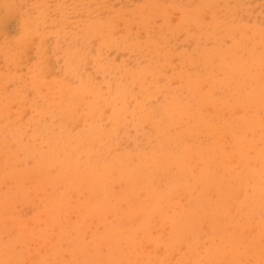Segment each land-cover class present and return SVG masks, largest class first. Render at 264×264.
Here are the masks:
<instances>
[{
	"label": "rangeland",
	"instance_id": "1",
	"mask_svg": "<svg viewBox=\"0 0 264 264\" xmlns=\"http://www.w3.org/2000/svg\"><path fill=\"white\" fill-rule=\"evenodd\" d=\"M263 76L264 0H0V264H264Z\"/></svg>",
	"mask_w": 264,
	"mask_h": 264
},
{
	"label": "bare ground",
	"instance_id": "2",
	"mask_svg": "<svg viewBox=\"0 0 264 264\" xmlns=\"http://www.w3.org/2000/svg\"><path fill=\"white\" fill-rule=\"evenodd\" d=\"M235 60H236V59H235ZM254 60H256V59H254ZM231 63H232V62H231ZM257 68H258V67H257ZM255 69H256V68H255ZM258 69H259V68H258ZM256 71H257V70H256ZM253 72H254V71H253ZM259 72H260V70H259ZM258 74H259V73H258ZM261 74H262V73H261ZM261 74H260V75H261ZM261 76H262V75H261ZM258 77H259V76H258ZM263 77H264V76H263ZM259 78H260V77H259ZM259 78H258V79H259ZM261 78H262V77H261ZM208 79H209V78H208ZM263 79H264V78H263ZM263 79H261V80H263ZM202 80H203V79H202ZM202 80H201V81H202ZM207 81H208V80H207ZM199 82H200V80H199ZM252 82H253V81H252ZM263 82H264V80H263ZM263 82H262V83H263ZM205 85H206V84H205ZM203 87H204V86H203ZM259 87H261V86H259ZM261 88H262V87H261ZM262 89H263V88H262ZM198 90H200V89H198ZM261 92H262V91H261ZM234 95H235V94H234ZM243 105H244V104H243ZM241 106H242V105H241ZM244 106H245V105H244ZM197 108H198V107H197ZM209 108H210V107H209ZM237 108H238V107H237ZM256 109H257V108H256ZM259 109H260V108H259ZM143 110H144V109H143ZM204 110H205V109H204ZM231 110H232V109H231ZM242 110H245V109H242ZM250 111L253 112L254 110H250ZM260 111H261V110H260ZM140 112H141V111H140ZM152 112H153V111H152ZM196 112H197V111H196ZM246 112H247V110H246ZM246 112H245V114H246ZM217 113H218V112H217ZM260 114H261V113H260ZM143 115H144V114H142L141 116H143ZM247 115H248V113H247ZM247 115H245V117H246ZM256 115L258 116L257 113H256ZM141 116H140L139 119L142 118ZM199 116H200V115H199ZM248 116H249V115H248ZM257 116H256V119H257ZM240 117H241V116H240ZM240 117H239L238 120H240ZM249 117H251V116H249ZM259 117H261V116L259 115L258 118H259ZM199 118L201 119V116H200ZM206 118H207V117H205V120L202 118V119L205 121L204 123H206V124H203L202 121H201V124H203L204 127H205V125H206V129L208 128L207 126H210V125H211V126H212V125L214 126V125H215L214 122L211 123L212 121H210L211 124H210L209 122H207V121L210 120L211 118H210V119L208 118V120H206ZM237 118H238V117H237ZM242 118H243V116H242ZM189 119H190V118H189ZM202 119H201V120H202ZM220 119H221V118H220ZM254 119H255V117H254ZM259 119H260V118H259ZM114 120H115V119H114ZM119 120H120V119H119ZM147 120H148V119H147ZM147 120H146V121H147ZM221 120H223V119H221ZM221 120H220V121H221ZM243 120H244V118H243ZM220 121H219V122H220ZM223 121H225V124H226L227 120H223ZM240 121H241V120H240ZM255 121H256V120H255ZM255 121H253L254 123L252 122V124L256 125V124H255ZM262 121H263V118H262V120L260 119L259 122L262 123ZM148 122H149V121H148ZM116 123H117V122H116ZM152 123H153V121H152ZM207 123H209V125H207ZM222 123H223V122L221 121V123H220V124L218 123V125H223ZM230 123H231V122H230ZM155 124H156V123H155ZM228 124H229V123H228ZM239 124H240V122H239ZM244 124H245V123H244ZM247 124H249V123H247ZM252 124L248 125V126H249L248 129H250V126H251ZM183 125H184V124H183ZM216 125H217V124H216ZM216 125L214 126V129L217 128ZM230 125H231V124H229V126H230ZM258 125H259V124H258ZM258 125H257V126H258ZM262 125H263V124H262ZM262 125H261V127H262ZM201 126H202V125H201ZM257 126H255L256 129H257ZM263 126H264V125H263ZM230 127H232V126H230ZM252 127H253V126H252ZM159 128H161V127H159ZM200 128H201V127H200ZM202 128H203V127H202ZM212 128H213V127H212ZM224 128H225V126H224ZM228 128H229V127H228ZM233 128H234V127H233ZM236 128H237V127H236ZM206 129H205V130H206ZM220 129H221V127H220ZM220 129H219V131H220ZM225 129H226V128H225ZM225 129H224V130H225ZM256 129H255V132H256ZM263 129H264V127H263ZM177 130H178V129H177ZM211 130H212V129H211ZM235 130H236V129H235ZM243 130H244V128H243ZM259 130H260V129H259ZM249 131H250V130H249ZM251 131H252V130H251ZM261 131L263 132V130H261ZM261 131H260V132H261ZM206 132L208 133V129H207ZM209 132H210V130H209ZM212 132H213V131H212ZM216 132L219 133L217 129H216ZM220 132H221V131H220ZM235 132H236V131H235ZM252 132H253V131H252ZM255 132H253V133H255ZM260 132H259V133H260ZM213 133H214V132H213ZM222 133H223V132H221V134H222ZM228 133H229V132H228ZM208 134H210V133H208ZM223 134H224V133H223ZM229 134H230V133H229ZM232 134H233V132H232ZM232 134H230V135H232ZM241 134H242V136H243V131L241 132ZM248 134H249V132H248ZM261 134H262V133H260V137L263 135L262 138H264V134H262V135H261ZM233 135H234V134H233ZM233 135H232V136H233ZM238 135H239V132H238ZM255 135H256V134H255ZM255 135H254V136H255ZM150 136H151V135H150ZM213 136L215 137L214 134H213ZM220 136L222 137V135H220ZM225 136L227 137L228 134L226 135V133H225L223 137L225 138ZM232 136H231V139H232ZM216 137H217V142L220 143V142H221V141H220L221 139L219 140V139H218V136H216ZM244 137H245V136H244ZM244 137H243V139H242L243 141H244V139H245ZM256 137H257V136H256ZM256 137H254V138H256ZM224 138L222 139V140H223V141H222L223 144L226 143V138H225V141H224ZM236 138H237V137H236ZM262 138H261V139H262ZM247 139H248V141L251 140L250 138H247ZM257 139H258V138H257ZM259 139H260V138H259ZM259 139H258V141H259ZM209 140H210V139H209ZM218 140H219V141H218ZM238 141H239V139H238ZM248 141H247V142H248ZM251 141H252V140H251ZM258 141L256 140V143H257ZM208 142H210V141H208ZM224 142H225V143H224ZM239 142H240V141H239ZM213 143H214V142H213ZM229 143H231V145H230L229 148H231V146L233 147V145H232L233 142H229ZM229 143H226L227 146L229 145ZM242 143H243V142H242ZM260 143H261V141H260ZM214 144H215V143H214ZM220 144H221V143H220ZM223 144L220 145V148H221V146L224 147ZM243 144L246 145L247 143H246V144L243 143ZM243 144H241V145L243 146ZM237 145H238V147H240L239 144H237ZM254 145H255V144H254ZM260 145H262V144H259V146H260ZM203 146H204V145H203ZM203 146H202V144H201V148H202ZM211 146H212V145H211ZM225 146H226V145H225ZM235 146H236V145H235ZM248 146H249V145H248ZM248 146H247V148H249ZM257 146H258V145H257ZM257 146H256V147H257ZM136 147H137V146H136ZM197 147H199V145H198ZM209 147H210V146H209ZM199 148H200V147H199ZM212 148H214V146H213ZM218 148H219V147H218ZM220 148H219V149H220ZM233 148H234V147H233ZM250 148H251V147H250ZM207 149H208V147H207ZM207 149H205V150H207ZM219 149H216L215 151H217V150L219 151ZM222 149L225 150L224 148H221L220 150H222ZM242 149H243V148H242ZM245 149H246V148H245ZM135 150H136V149H135ZM198 150L200 151V153H198L197 150H196V152H197V156H195V158H196V157L199 158L198 154L201 155L203 152L205 153V151H202V153H201V150H200V149H198ZM203 150H204V148H203ZM223 150H222L221 153H226V150H225L224 152H223ZM227 150H229V149H227ZM259 150H261L262 153H261V151H259ZM193 151H194V150H193ZM231 151H232V150L230 149L229 153H227V156H228V154L230 155ZM242 151H244V150H242ZM257 151H258V153H261V154H258V155H263V151H264V150H262V147H261V149L258 148ZM188 152H189V151H188ZM188 152H186V156H187V155L189 156V154H192V155H193L192 149H191V151H190L189 154H188ZM191 152H192V153H191ZM196 152L194 151V154H195ZM209 152H211V151H209ZM232 152H234V151H232ZM246 152H247V151H246ZM211 153H214V152H211ZM221 153H219V154H221ZM234 153H235V152H234ZM236 154H237V153H236ZM238 154H239V153H238ZM238 154H237V155H238ZM243 154H246V153L243 152V153H241L240 156L242 157ZM192 155H191V156H192ZM214 155H216L215 157L220 158V157L217 155V152H216V154H214ZM214 155H213L212 157H214ZM221 155H222V154H221ZM224 155H225V154H223V156H224ZM232 155H233V153L231 154V156H232ZM251 155H252V153H251ZM225 156H226V155H225ZM225 156H224V157H225ZM238 156H239V155H238ZM240 156H239V157H240ZM159 157H160V156H159ZM189 157H190V156H189ZM229 157H230V156H229ZM229 157H228V159L226 158L227 160H229V161L227 162L228 164L224 162L225 160L223 161V162H224V167L226 168V170H227V168L229 167V166L227 167V165H229L230 163H231V165H232V162H230V158H229ZM243 157H244V156H243ZM243 157H242V159H243V161H244L245 159H244ZM245 157H247V155H245ZM248 157H249V159H251V161L255 159V156H253V157L248 156ZM260 157H262V156H260ZM186 158H188V157H186ZM193 158H194V155H193ZM193 158H192V159H193ZM208 158H209V157H208ZM218 158H216V160H217ZM233 158L236 159L237 156H236V157L234 156ZM153 159H155V158H153ZM160 159H161V158H160ZM184 159H185V158H183V160H184ZM190 159H191V158H190ZM261 159H262V158H261ZM261 159H259V160L261 161ZM198 160H199V162H200V160H201V162H200L201 164L203 163V160H202V159L199 158ZM209 160H212V161H213V159H211V158H209ZM220 160H221V159H220ZM232 160H234V159L231 158V161H232ZM236 160H237V159H236ZM236 160L233 161V162L236 163ZM247 160H248V158H247ZM255 160H256V159H255ZM259 160H258V158H257V161H259ZM263 160H264V159H263ZM263 160H262V161H263ZM191 161H192V162L194 161V163H198V162H195L196 159L191 160ZM237 161H238V160H237ZM249 161H250V160H249ZM207 162H208V161H207ZM209 162H210V164H211V161H209ZM213 162H215V160H214ZM229 162H230V163H229ZM254 162H255V161H254ZM263 162H264V161H263ZM263 162H262V163H263ZM194 163L192 164V163L190 162V164L193 165V167L195 166ZM217 163H218V162H217ZM249 163H250V162H249ZM175 164H176V162H175ZM218 164H219V163H218ZM220 164H221V162H220ZM220 164L218 165L219 167H220ZM242 164L244 165L243 162H242ZM250 164H251V163H250ZM202 165H203V164H202ZM225 165H226V166H225ZM231 165H230V166H231ZM256 165H257V164H256ZM196 166L199 167V165H197V164H196ZM203 166H205V164H204ZM212 166H215V167H216L217 165H216V163H215V165L212 164L211 167H212ZM218 166H217V167H218ZM221 166H222V164H221ZM235 166H236V165H235ZM239 166H241V165H239ZM250 166H251V165H250ZM254 166H255V165H254ZM260 166H261V162H260ZM260 166H258V167L261 168L263 165H262L261 167H260ZM198 167H197V168H198ZM232 167H233V166H232ZM237 167H238V166H237ZM237 167H236V168H237ZM255 167H256V166H255ZM258 167H257V168H258ZM197 168H196V169H197ZM221 168H223V166H222ZM221 168H220V169H221ZM229 168H230V167H229ZM229 168H228V169H229ZM241 168H242V167H241ZM244 168H245V167L243 166L242 170H243ZM247 168H251V167H249V164H248ZM252 168H253V167H252ZM252 168L249 169L248 171H250V170L253 171ZM257 168H256V169H257ZM259 168H258V169H259ZM191 169H192V168H191ZM194 169H195V167H194ZM196 169H195V170H196ZM216 169H217V168H216ZM258 169H257V170H258ZM262 169H263V168H262ZM218 170H219V169H218ZM231 170H232V168H230V171H231ZM242 170H240V171L242 172ZM263 170H264V169H263ZM193 171H194V170H193ZM203 171H204V170H203ZM222 171L224 172V169L221 170V172H222ZM227 171H228V170H227ZM230 171H228V172L231 173ZM236 171H237V170H236ZM248 171H247V172H248ZM159 172H160V170H159ZM217 172H218V171H217ZM223 172H222V173H223ZM225 172H226V171H225ZM234 172H235V169H234ZM250 172H251V171H250ZM258 172H259V171H258ZM245 173H246V172H245ZM251 173H255V171H254V172H251ZM263 173H264V172H263ZM195 174H196V173H195ZM203 174H204V173H203ZM213 174H215V173H213ZM223 174H224V173H223ZM227 174H228V173H226V175H227ZM234 174H235V173H234ZM239 174H240V172H239ZM248 174H249V176L251 175L250 173H248ZM256 174H258L257 171H256V173H255V175H254L257 179H258L259 175H260V177H261V175H262V174H258V175H256ZM204 175H205V174H204ZM240 175L244 177L245 174L243 175V173H241ZM240 175H238V177H240ZM215 176H216V174H215ZM215 176H214V177H215ZM246 176H247V174H246ZM249 176H247V177H249ZM254 176H253V177H254ZM263 176H264V175H263ZM263 176H262V177H263ZM206 177H207V175H206ZM206 177H205V178H206ZM221 177H222V176H221ZM230 177H231V175H230ZM234 177H235V176H234ZM219 178H220V177H219ZM223 178L226 180V178H228V177H226V178H225V177H222V179H223ZM241 178H242V177H241ZM263 178H264V177H263ZM216 179H217V178H216ZM222 179H220V182L222 181ZM224 179H223V180H224ZM231 179H232V178H231ZM238 179H239V178H238ZM249 179L251 180V178H249ZM225 180H224V182H225ZM229 180H230V179H229ZM232 180H233V179H232ZM236 180H237V178H236ZM241 181H242V180H241ZM244 181H249V180H248V178H246V180L244 179ZM236 182H237V181H236ZM251 182H252V181H251ZM253 182H254V181H253ZM200 183H201V182H200ZM232 184H233V183H232ZM236 184H237V183H236ZM244 184H246V183H244ZM244 184H243V185H244ZM247 184L250 185L249 182H248ZM247 184H246V185H247ZM241 185H242V184H241ZM241 185H240V186H241ZM246 185H245V186H246ZM199 186H200V184L198 185V188H199ZM251 186H252V185H251ZM251 186H250V187H251ZM242 187H244V186H242ZM246 187H247V186H246ZM246 187H244V188H246ZM253 187H254V186H252V188H253ZM195 188H196V187H195ZM226 188H227V185H226ZM226 188H224V186H223V189L226 190ZM240 188H241V187H240ZM246 189H247V188H246ZM254 189H255V187H254ZM254 189H253V190H254ZM258 189H259V188H258ZM208 190H209V189H208ZM211 190H212V189H211ZM211 190H210V191H211ZM242 190H243V189H242ZM244 190H245V189H244ZM247 190H248V189H247ZM259 190H260V189H259ZM218 191H219V190H218ZM239 191L241 192V190L238 189L237 192H239ZM254 191H255V190H254ZM217 193H218V192H217ZM241 193H242V192H241ZM220 194H221V192H220ZM251 194H252V193H251ZM238 195H240V193L237 194V196H238ZM242 195H243V194H242ZM245 195H246V193H245ZM248 195H249V193H248ZM253 195H255V193H254ZM260 195H261V194H258V196H260ZM188 196H189V195H188ZM237 196H236V197H237ZM255 196H256V195H255ZM206 197H207V196H206ZM215 197H216V195H215ZM240 197H241V196H240ZM240 197H239V198H240ZM250 197H252V196H250ZM149 198H150V197H149ZM151 198H152V197H151ZM193 198H195V197L193 196ZM212 198H213V197H212ZM217 198H218V197H217ZM253 198H254V197H252V199H253ZM255 198H256V197H255ZM232 199H233V198H232ZM240 199H241V198H240ZM240 199H238V198L235 199V202H236V200L239 201ZM244 199H245V198H244ZM245 200H246V199H245ZM250 200H251V199H250ZM233 201H234V200H233ZM240 201H242V199H241ZM255 201H256V200H255ZM249 202H250V201H249ZM237 203H238V202H237ZM252 203H253V202H252ZM231 204H232V201H231ZM244 204H245V203H244ZM237 205H238V204H237ZM233 206H235V205L233 204ZM238 206H239V205H238ZM238 206H236V207H238ZM243 206L245 207V205H243ZM248 206H249V204H248ZM239 207H240V206H239ZM244 207H243V208H244ZM246 207H247V206H246ZM212 208H214V207H212ZM226 208H227V207H226ZM232 208H233V207H232ZM232 208H231V209H232ZM240 208H241V207H240ZM231 209L229 210V209L227 208V211L229 210V212H230ZM238 209H239V208H238ZM232 210H233V209H232ZM260 212H261V210H260ZM262 212H263V211H262ZM262 212H261L260 214H262ZM224 213L227 214V212H225V211H224ZM205 214H206V213H205ZM222 214H223V213H222ZM228 215H229V213L227 214V218H228ZM232 216H233V215H232ZM243 217H244V216H243ZM251 217H252V216H251ZM241 218H242V217H241ZM212 219H214V217H212ZM215 220H216V219H215ZM228 220H229V219H228ZM230 220H231V217H230ZM239 221H241V220H239ZM217 222H220V221L218 220ZM225 222H226V221H225ZM232 222H233V221H232ZM232 227H233V226H232ZM245 228H246V227H243V231H242V232H245ZM236 230H237V229H236ZM250 232H251V231H250ZM211 234H212V233H211ZM228 235L230 236V234H228ZM228 235H226V236H228ZM250 236H251V235H250ZM259 236H260V235H259ZM209 237H210V236H209ZM259 239H260V238H259ZM246 241H247V240H246ZM247 245H248V244H247ZM239 246H240V245H239ZM248 246H249V245H248ZM249 247H250V246H249ZM254 250H255V249H254ZM229 254H230V253H229ZM245 255H246V254H245Z\"/></svg>",
	"mask_w": 264,
	"mask_h": 264
}]
</instances>
